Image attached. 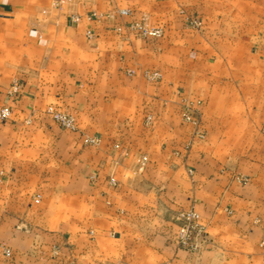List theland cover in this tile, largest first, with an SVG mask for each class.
<instances>
[{
	"label": "crops",
	"instance_id": "0c3cea01",
	"mask_svg": "<svg viewBox=\"0 0 264 264\" xmlns=\"http://www.w3.org/2000/svg\"><path fill=\"white\" fill-rule=\"evenodd\" d=\"M55 1L0 0V105L12 110L0 122V264H264L263 135L210 118L227 96L215 68L264 62L252 34L237 38L264 0ZM189 17L202 26L186 28ZM141 21L162 38H137L129 25ZM180 92L186 104L204 100L206 139L190 147ZM49 105L75 130L49 119ZM189 207L206 233L196 252L173 243L175 214Z\"/></svg>",
	"mask_w": 264,
	"mask_h": 264
},
{
	"label": "rangeland",
	"instance_id": "374dc122",
	"mask_svg": "<svg viewBox=\"0 0 264 264\" xmlns=\"http://www.w3.org/2000/svg\"><path fill=\"white\" fill-rule=\"evenodd\" d=\"M57 2L58 1L56 0L55 3ZM253 12H254L253 25L249 27L247 32L244 27L239 28L238 26L237 27V32H238L237 38L242 39L243 42L241 44H244L245 39L249 37L250 34H252L255 40L254 39L252 40L254 45H253L251 52L254 55L255 54L264 55V11L254 9ZM191 20H197L199 22L198 26L190 25ZM141 22L144 23L143 21ZM201 26H202V21L198 19L197 17H189L186 20V28L188 29H199ZM221 29L223 28L221 27ZM134 34L137 38L141 39L140 37L136 35V33ZM162 36L160 38H162ZM221 37H224V36H221ZM158 39H148V40L141 39V40L144 42H148V41L158 40ZM248 56H250V54H248ZM253 61L254 63L252 66L232 67L230 69L224 68V67L215 68L218 71L217 73L218 76L219 75L222 76L221 82L219 83V87L221 90L219 94L221 96H225L227 94V96L225 97L224 100L221 101V105H222L221 114H219L218 116L213 115L210 118L220 120V121H217V123H219V125L221 126L222 131L227 130L231 123H234L236 126H238V128H241V127L244 128V125L246 123L252 124L254 128L260 129V133L261 135H263L259 139V142H264V62L262 65L257 66L255 64V59ZM224 69H227L228 71L222 72V70ZM153 74H155V77H152ZM143 77L150 83L151 82L156 83L161 78L159 72L156 70H145L143 72ZM234 78L237 80L235 83L232 82ZM235 90H237L240 95L242 94L246 96V99H242L240 97L237 99H234L232 96H230L229 91L230 93H232ZM178 98H180L181 100V109H180L181 121L183 124L190 125L192 127V132L189 137L188 146L190 147L192 144H194V142H201V141L204 142L206 139L207 133L204 127L205 123L202 120V111H201L202 107L201 106L204 105L203 98H201L200 100H197L198 102L196 101L194 103L188 101V104H186V98L182 96L181 92L178 95ZM214 104H215V101H214ZM2 105H5V104H2ZM49 106H52V105H49ZM43 113L46 115L45 112ZM185 113L191 117V121L186 122L183 119L182 115ZM47 117L51 119L49 116ZM149 121H150V117L147 116L145 118V124L148 125ZM199 135H202V137H199ZM227 137L228 136H227V131H226L225 136L223 138L227 139ZM216 148L217 150H220L221 157H228V153L230 150L229 146L224 145L221 147L218 146ZM238 150H242V148H239ZM221 165L224 166L223 170L229 171L232 169L233 170L237 169L239 171L242 170V172H247L246 170H248L250 166H252L245 162H236V163L225 162V163H221ZM138 167H139V164H138ZM240 176L242 178H240V180L238 181L242 184H248L251 181L250 176H248L247 174H242ZM177 213L178 212H176V214ZM174 219L172 223L176 224ZM205 236H206V233H205ZM260 245L263 246L262 244Z\"/></svg>",
	"mask_w": 264,
	"mask_h": 264
},
{
	"label": "built area",
	"instance_id": "2783aa9c",
	"mask_svg": "<svg viewBox=\"0 0 264 264\" xmlns=\"http://www.w3.org/2000/svg\"><path fill=\"white\" fill-rule=\"evenodd\" d=\"M120 15H127L126 10L119 11ZM96 14H92L89 19H96ZM80 21L79 17L72 16L71 22L78 24ZM199 22L197 20H191L190 25L192 26H198ZM129 28L131 31L136 33L138 37L141 39H158L163 35V30L161 28H150L145 25V23L142 22H136L134 24H130ZM86 37L88 39L93 37V34L91 31L86 32ZM152 77H155V74L152 75ZM21 88V84L19 82H12L9 89H8V95L14 96L18 93V91ZM47 116L51 118V120L60 126L61 128H64L66 130L73 131L75 130L76 124L75 119L65 113L57 109L53 106L46 107L45 111ZM12 110L8 105H0V122H5L11 118ZM183 119L187 122L191 121V117L188 114H183ZM199 137H202V135H199ZM89 143H95V140L90 139L88 140ZM146 162V157H141L139 162V170H141ZM109 185L112 187L116 186V182L113 179H110ZM175 223H176V233L174 236V245L177 249L185 250L188 252H196L198 245V241L204 240L205 237V230L204 225L202 224L200 215L198 212H196L193 208L184 209L182 211H179L175 216ZM264 245V228L262 230V237H261V243ZM4 255L6 257L10 256V253L8 250H4Z\"/></svg>",
	"mask_w": 264,
	"mask_h": 264
}]
</instances>
